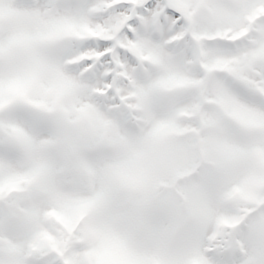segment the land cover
I'll return each mask as SVG.
<instances>
[{
	"label": "snow or ice",
	"instance_id": "obj_1",
	"mask_svg": "<svg viewBox=\"0 0 264 264\" xmlns=\"http://www.w3.org/2000/svg\"><path fill=\"white\" fill-rule=\"evenodd\" d=\"M257 151L264 0H0V264H264Z\"/></svg>",
	"mask_w": 264,
	"mask_h": 264
},
{
	"label": "rangeland",
	"instance_id": "obj_2",
	"mask_svg": "<svg viewBox=\"0 0 264 264\" xmlns=\"http://www.w3.org/2000/svg\"><path fill=\"white\" fill-rule=\"evenodd\" d=\"M89 35H95L94 33H88ZM189 118L191 114H188ZM237 118L245 124L247 127L250 128H258L260 125L259 123L252 119L248 114L246 113H238ZM198 130L193 129L191 127H186L184 129H177L174 127L164 128L161 129L157 136V142L161 141H168L173 138H183L192 135L194 132H197ZM152 149H149V152L151 153ZM224 155L228 159L236 160L240 159V154L233 151L230 147H224L222 150L218 149L216 146H212L210 150L203 153V158L209 163V164H215L216 160L218 158V155ZM254 162L257 165L264 164V152L257 151L254 154ZM190 172H182L178 174L179 179L185 178L187 175H189ZM126 179L132 183V184H143L145 183L146 178L141 175H134L129 174L126 176ZM264 183V178H262L259 174L254 175L250 178L249 183L247 187L245 188H234L233 192L230 195V198L232 199H239L242 201H252L254 200V189L260 184ZM15 187L10 188L9 192L15 191ZM250 211V209L248 210ZM57 223H64L63 219L61 217H56ZM47 242H51V237L46 235L44 238ZM93 264H134L133 260L128 257V255L120 248L112 245L110 242H103L100 245V251L93 255L92 257ZM192 264H199V261L193 260Z\"/></svg>",
	"mask_w": 264,
	"mask_h": 264
}]
</instances>
